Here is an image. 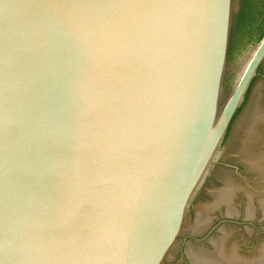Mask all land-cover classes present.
Wrapping results in <instances>:
<instances>
[{
	"label": "snow or ice",
	"instance_id": "1",
	"mask_svg": "<svg viewBox=\"0 0 264 264\" xmlns=\"http://www.w3.org/2000/svg\"><path fill=\"white\" fill-rule=\"evenodd\" d=\"M57 4L61 5V9H60V10H62V4H61V3H59V0H58ZM78 6H79V5H75V4H74V5H72V7H73V8H75V7H78Z\"/></svg>",
	"mask_w": 264,
	"mask_h": 264
}]
</instances>
